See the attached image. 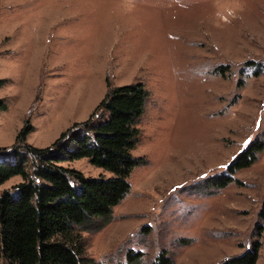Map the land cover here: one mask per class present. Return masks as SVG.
<instances>
[{"label": "rangeland", "instance_id": "1", "mask_svg": "<svg viewBox=\"0 0 264 264\" xmlns=\"http://www.w3.org/2000/svg\"><path fill=\"white\" fill-rule=\"evenodd\" d=\"M0 80L3 163L22 153L26 122L25 144L43 149L90 117L107 84L148 92L131 151L144 163L111 222L81 233L85 257L222 264L258 242L264 264V150L214 185L250 144L264 145V0H0ZM61 166L112 177L86 159ZM21 181L0 192L15 196Z\"/></svg>", "mask_w": 264, "mask_h": 264}, {"label": "trees", "instance_id": "2", "mask_svg": "<svg viewBox=\"0 0 264 264\" xmlns=\"http://www.w3.org/2000/svg\"><path fill=\"white\" fill-rule=\"evenodd\" d=\"M147 97L141 82L107 84L90 117L43 149L25 144L32 128L29 122L24 124L15 140L23 144L22 153L14 151L13 163L0 162V185L13 177L22 178L14 187L15 196L0 192L1 260L8 264H96L84 255L81 233L98 232L111 222L113 209L130 191V173L144 163L133 158L131 151L139 141L140 131L135 126ZM5 107L0 99V109ZM263 150L262 143L250 144L214 185L223 188L230 184L232 175L249 168ZM80 159L112 177L87 179L61 166ZM259 248L255 242L250 250L222 264H256ZM128 256L130 262L137 258ZM155 264L173 262L163 254Z\"/></svg>", "mask_w": 264, "mask_h": 264}]
</instances>
